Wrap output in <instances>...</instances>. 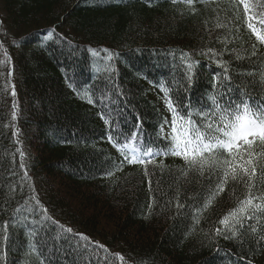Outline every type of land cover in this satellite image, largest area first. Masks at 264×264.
I'll return each instance as SVG.
<instances>
[{
	"label": "trees",
	"instance_id": "obj_1",
	"mask_svg": "<svg viewBox=\"0 0 264 264\" xmlns=\"http://www.w3.org/2000/svg\"><path fill=\"white\" fill-rule=\"evenodd\" d=\"M221 89L264 101L234 0H0V264H264V214L256 233L220 223L243 181L213 197L217 175L129 164L109 140L163 148L166 98L186 115Z\"/></svg>",
	"mask_w": 264,
	"mask_h": 264
},
{
	"label": "snow or ice",
	"instance_id": "obj_2",
	"mask_svg": "<svg viewBox=\"0 0 264 264\" xmlns=\"http://www.w3.org/2000/svg\"><path fill=\"white\" fill-rule=\"evenodd\" d=\"M171 2L176 3V0ZM186 2L191 5L192 0ZM234 3L237 8L243 7L247 27L264 44V4L252 5L249 0H234ZM254 7L256 11H253ZM51 36L52 33L49 32L46 39ZM183 55L185 58L188 56L187 53ZM188 67L191 69L192 65L189 64ZM191 79L189 76L190 81ZM225 79L228 77L225 76ZM89 103L92 101L89 100ZM166 105L172 114V120L171 132L166 137L170 143L163 148L146 145L139 140L138 133H133L131 137L135 143L125 140L123 144H119L111 136L110 142L129 164H151L163 152L164 155L180 157L190 171H197L201 176L205 174V170L208 171L209 179L212 175H217L219 182L213 197L224 191V185L229 179L243 181L249 194L220 223L228 227L233 237L237 236V226L241 230L251 228L256 233L257 227L246 224L245 219H255L260 223L261 216L258 214H264V101L254 102L248 96L237 99L228 96L227 90L221 89L209 98L208 103L198 105L195 110L191 105L185 106L188 109L186 115L178 111L170 98H166ZM193 116H199L200 121L193 119ZM149 184L151 185V181ZM255 192L261 194L257 196ZM254 200L261 202L254 203ZM44 212L46 213V209ZM65 231L70 232L71 229ZM219 233L220 229H217V234ZM32 251L43 259L42 252L35 245Z\"/></svg>",
	"mask_w": 264,
	"mask_h": 264
}]
</instances>
